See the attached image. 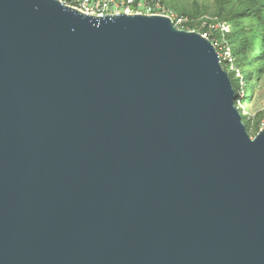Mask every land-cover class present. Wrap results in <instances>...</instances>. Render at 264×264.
Here are the masks:
<instances>
[{
  "label": "water",
  "instance_id": "water-1",
  "mask_svg": "<svg viewBox=\"0 0 264 264\" xmlns=\"http://www.w3.org/2000/svg\"><path fill=\"white\" fill-rule=\"evenodd\" d=\"M238 96L169 17L0 0V264H264Z\"/></svg>",
  "mask_w": 264,
  "mask_h": 264
},
{
  "label": "rangeland",
  "instance_id": "rangeland-1",
  "mask_svg": "<svg viewBox=\"0 0 264 264\" xmlns=\"http://www.w3.org/2000/svg\"><path fill=\"white\" fill-rule=\"evenodd\" d=\"M165 4L178 17L192 19L194 32L218 42L226 39L233 45L234 61L230 67L233 73L229 75L235 92H248L251 96L243 102L240 111L249 135L254 137L264 107V58L260 56L259 39L253 48H242L235 36L242 24L254 27L249 20L237 16L247 6V0H165Z\"/></svg>",
  "mask_w": 264,
  "mask_h": 264
},
{
  "label": "built area",
  "instance_id": "built-area-1",
  "mask_svg": "<svg viewBox=\"0 0 264 264\" xmlns=\"http://www.w3.org/2000/svg\"><path fill=\"white\" fill-rule=\"evenodd\" d=\"M60 3L67 5L83 14L103 17L106 15L115 14H139V15H161L169 17L174 26L180 30L194 32L193 20L188 17H178L171 9H169L163 0H58ZM207 39L209 37L204 36ZM212 43L217 49L222 65L232 66L234 61V54L231 44L223 39L222 42L213 40ZM242 98L246 99L243 93ZM236 107L240 110L243 102L238 98L235 103ZM264 130V107L259 113V128L255 133ZM253 138V137H252Z\"/></svg>",
  "mask_w": 264,
  "mask_h": 264
},
{
  "label": "trees",
  "instance_id": "trees-1",
  "mask_svg": "<svg viewBox=\"0 0 264 264\" xmlns=\"http://www.w3.org/2000/svg\"><path fill=\"white\" fill-rule=\"evenodd\" d=\"M163 2L165 4V0H163ZM237 16L243 21L249 20L254 26L247 27L245 24H242L239 28V31L235 35L240 40L242 48H246L247 46L249 48H253L255 41L259 39V47L261 49L260 56L261 58H264V0H247V6L245 9L239 11ZM209 40L213 41L211 38H209ZM231 46L234 54L233 45L231 44ZM255 58L259 57L256 56ZM225 66L224 69L227 70L231 75V73H233V69H230V66ZM236 94L239 95L238 99L244 103L246 102L247 98L251 99V96L248 92L245 93L246 99L242 98L243 94H241V91H236Z\"/></svg>",
  "mask_w": 264,
  "mask_h": 264
}]
</instances>
